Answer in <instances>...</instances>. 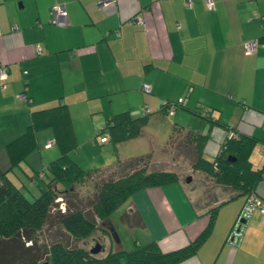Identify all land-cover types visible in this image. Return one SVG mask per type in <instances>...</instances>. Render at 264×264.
Listing matches in <instances>:
<instances>
[{
    "label": "crops",
    "instance_id": "1",
    "mask_svg": "<svg viewBox=\"0 0 264 264\" xmlns=\"http://www.w3.org/2000/svg\"><path fill=\"white\" fill-rule=\"evenodd\" d=\"M97 1L0 0V66L7 71L0 80V169L8 168L5 144L25 128L29 111L59 103L68 109L77 144L70 154L84 169H107L141 154L129 147L138 142L150 158L174 160L167 149L173 127L207 133L206 159L229 129L251 136V165L264 166V0H213L212 7L204 0ZM54 4L66 11L62 25L49 22ZM252 40L257 43L247 52L244 44ZM145 82L149 91L141 89ZM165 100L181 104L163 112ZM205 109L211 122L199 115ZM121 111L147 113L137 136L112 147L89 142L106 117ZM52 138L49 128L36 131V146L6 171L14 185L38 182L58 155ZM185 178L188 184L191 176ZM212 182L213 197L200 206L178 181L136 189L121 205L123 228L117 232L109 216L108 245L103 239L98 255L150 240L162 251L183 246L205 227L209 207L222 202L195 252L169 264H264V212ZM254 192L264 202V176ZM126 233L129 242L120 235Z\"/></svg>",
    "mask_w": 264,
    "mask_h": 264
},
{
    "label": "trees",
    "instance_id": "2",
    "mask_svg": "<svg viewBox=\"0 0 264 264\" xmlns=\"http://www.w3.org/2000/svg\"><path fill=\"white\" fill-rule=\"evenodd\" d=\"M169 102L172 101L165 100L161 103L163 112H167ZM173 103L176 107L181 101ZM199 115L209 122L212 120L210 112L206 109ZM146 119V112L138 116H132L127 111L112 114L106 117L99 127L100 132L106 130L107 139L101 141V133L94 132L89 142L101 144L109 141L115 144L135 137ZM44 128L51 130L53 138L49 145L54 142L58 155L47 162L42 174L37 178L40 182H32L34 185L37 183V192L27 195V183L14 185L7 178L6 171L20 165L36 146V131ZM229 131L232 130H228L219 150L211 159L204 158L202 154V145L208 134L191 129L182 133L173 127L167 149H171L176 142L175 138L181 135L177 144L182 143L184 148L188 147L192 151V169L204 171L212 176L215 182L230 186L235 190V195L244 197V205H256L259 208L254 201L259 199L254 191L257 181L263 177L264 166L255 168L249 160L255 139L236 134L234 131L229 134ZM76 145L71 119L64 103L31 109L25 128L6 142L5 151L9 164L6 170L0 169V264H42V261H46V264H169L195 252L210 232L216 208L222 202L209 207L207 224L194 239L167 251L159 249L155 240L134 243L131 248L115 249L104 255H98V251L92 253L82 246H69L58 239L44 242V238L40 237L43 226H52L54 221L73 238H85L95 230L104 234L111 211L123 203L133 191L177 180L173 171L148 169L151 152L147 151L117 160L113 166L107 168L113 169L112 174L95 181L94 197L88 205H83L81 200L77 199V202H71L61 210L59 202L66 203L63 196L72 193L74 185L84 181L93 171H100L96 168L84 169L72 158L70 152ZM262 149L264 151V142ZM38 173V170L34 171L30 180L33 181ZM251 194L255 199L251 198ZM59 195L61 197H58ZM59 198L61 201L55 200ZM237 225L235 221L227 239L233 237L232 230Z\"/></svg>",
    "mask_w": 264,
    "mask_h": 264
},
{
    "label": "rangeland",
    "instance_id": "3",
    "mask_svg": "<svg viewBox=\"0 0 264 264\" xmlns=\"http://www.w3.org/2000/svg\"><path fill=\"white\" fill-rule=\"evenodd\" d=\"M180 138H181V135H178V137L175 138L176 142L174 146L171 147L172 149L171 154L172 156H174L173 157L174 160L164 159L163 157L157 159V157L152 156V158H150L148 162V169L150 170L163 169V170L173 171L177 176V180L170 181V182L178 181L181 184H183V186L187 189V192L190 194V196L193 199V202L196 205L200 206L202 204H206V203L208 204V202L211 201V198L213 197L211 187L215 186L214 183L212 182L213 180L211 178L212 176L211 177H209L210 175L207 176V174H205L204 171H202L203 172L202 173L201 170L199 169L190 168L187 158L192 157V151L189 150L188 147L184 148L183 145L177 144V141H179ZM128 142L125 144L129 145L131 141L129 143ZM139 144L140 143L138 142V145ZM106 145H108L109 147H112V144L110 142L106 143ZM120 145H122V143ZM138 145L137 146L134 145L133 147L129 145V147L131 150H133L137 154L140 152L142 153L143 149L147 147V146H142V145L138 146ZM96 146H100V145H96ZM178 150L182 153V155L181 154L177 155ZM159 155H163V154L159 153ZM112 172H113V169L93 171L90 175L86 176L84 181H82L81 183H76L74 185L72 193L63 196L66 203H63L62 205L65 207V205H69V203L71 202H77V199H80L83 205L84 204L88 205L90 200H92L94 197L93 184L95 183V181L98 179H102L107 176H110ZM187 175L191 176V181L188 184H184L183 181ZM38 182H40V179L38 180ZM30 185L31 184H29L27 186V190H25V193H27V195H30L28 189L33 191V193L37 192L38 190L37 186L35 185L30 186ZM219 186L222 188V185H219ZM58 197H61V195H59ZM221 197L222 196L220 195L219 198ZM55 200H58V199H55ZM121 205H123V203H121L118 207H116L113 211H111L109 215L110 217L114 218V223H115L117 232L121 228H123L121 227L122 217L118 216L119 213L122 212ZM58 206H55V207H58ZM54 222L55 224L53 227L47 224L43 226V231L41 232L40 237L44 238V242L45 241L50 242L55 239H58L62 243L67 244L69 246L70 245L82 246L86 249H89L90 247H93L96 243L97 244L103 243V239H104L105 246L108 245L107 237L104 236L103 238L104 234H102L99 230H95L92 234L88 235L85 238H73L72 235L69 236L60 227L57 221H54ZM120 235L124 238L125 241L129 242V240H131L129 233H126L124 235L120 234ZM97 254H99V251L97 252Z\"/></svg>",
    "mask_w": 264,
    "mask_h": 264
},
{
    "label": "built area",
    "instance_id": "4",
    "mask_svg": "<svg viewBox=\"0 0 264 264\" xmlns=\"http://www.w3.org/2000/svg\"><path fill=\"white\" fill-rule=\"evenodd\" d=\"M104 2H106V0H98L97 1L98 4H102ZM204 2H205V5L207 7H212L213 6V0H204ZM185 4L190 5V0H185ZM65 15H66V11H65L64 7H62L59 4H54L53 7H52V14H51V17L49 18V22H52V23H55V24H58V25H62L65 22ZM256 43H257L256 40L245 42V44H244L245 50L247 52L252 51ZM262 45H264V42H262ZM6 76H7L6 68L1 65L0 66V79L4 80L6 78ZM141 89L144 90V91H149L150 90L149 83H147V82L143 83L142 86H141ZM17 97L18 98L27 99V97L24 94V92L18 93ZM174 107H175V104L173 102H169V105L166 108L167 112H172ZM95 132L96 133L100 132V128L96 129ZM100 133L101 134L99 135V139L101 141H105L107 139V137H108V133L106 132V130H103ZM229 134H233V132L229 131ZM262 176H264V171L262 172ZM250 196H251L252 199H255L252 194ZM58 200L61 201L60 198ZM254 201L257 203V205H259L260 211L264 212V202L263 201L261 202L260 199H255ZM59 208L61 210L64 209V206L62 205L61 202L59 204Z\"/></svg>",
    "mask_w": 264,
    "mask_h": 264
},
{
    "label": "water",
    "instance_id": "5",
    "mask_svg": "<svg viewBox=\"0 0 264 264\" xmlns=\"http://www.w3.org/2000/svg\"><path fill=\"white\" fill-rule=\"evenodd\" d=\"M227 157H229V156L227 155ZM185 180H186V181H189V180H190V176L187 175L186 178H185ZM99 249H100V246H99V244L96 243L93 247H90V248H89V251L92 252V253H95V252H97Z\"/></svg>",
    "mask_w": 264,
    "mask_h": 264
}]
</instances>
